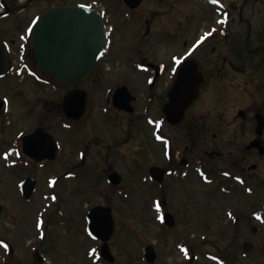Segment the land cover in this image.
Instances as JSON below:
<instances>
[{"label":"flooded vegetation","instance_id":"af4514ba","mask_svg":"<svg viewBox=\"0 0 264 264\" xmlns=\"http://www.w3.org/2000/svg\"><path fill=\"white\" fill-rule=\"evenodd\" d=\"M64 6L97 11L107 28L93 70L74 83L56 82L39 73L29 40V27L37 18ZM2 21L0 44L5 47V65L12 68L10 81L18 77L17 83L28 78L38 87L55 85L59 94L63 86L70 88L58 99L56 133L40 123L8 136L10 125L17 126L20 116L9 119L12 104L2 99L0 160L20 174L56 164V189L79 178L90 182L85 192L104 201L93 207L108 208L114 220L108 242L113 261L101 259L102 244L91 238L95 247L90 264H115L112 245L123 234L118 210L125 212L127 205L112 208L113 195L120 202L140 198L145 187L149 203L141 206L140 213L146 210L153 215L157 237L163 236L166 243L176 241L174 251L182 259L176 264L195 259L210 264H264V0H0ZM134 23L140 29L137 35L130 29ZM22 25L16 43L12 37ZM196 25L191 40L179 43L181 53L163 51L168 57L158 61L144 52L156 44L158 34L167 33L178 41ZM125 33L131 40L123 44ZM15 69L24 74L13 77ZM179 78L190 88L198 86L189 103L188 92L173 93L175 99L184 100L182 112H177V102L169 104ZM11 84L7 90L12 91ZM80 89L87 95L84 112L80 96L69 101L72 110L65 112V97ZM13 91L19 94L18 87ZM92 91L96 95L89 103L87 93ZM31 106L45 109L46 103L37 96ZM40 111L42 116L46 109ZM21 115L28 117L25 112ZM41 131L53 136L54 145ZM145 152L146 161L140 166L134 163ZM126 157L134 160L130 170L139 168L136 177L126 176L118 165ZM152 168L159 169L155 179ZM27 178L32 177L21 179L19 185ZM133 178L134 190L129 186ZM186 180H198L203 201L212 203L211 213L216 211L218 219L215 236L212 225L209 231L189 233L188 224L181 222L187 214L174 203L168 205V197H177V186H187ZM165 214L173 216L171 226L163 221ZM197 215L208 221L207 213ZM194 237L195 243L190 242ZM212 240L218 243L216 249ZM147 246L154 249L153 264H157L164 253L142 244L144 262Z\"/></svg>","mask_w":264,"mask_h":264},{"label":"rangeland","instance_id":"374dc122","mask_svg":"<svg viewBox=\"0 0 264 264\" xmlns=\"http://www.w3.org/2000/svg\"><path fill=\"white\" fill-rule=\"evenodd\" d=\"M4 23V21L0 22V28ZM137 25V23H134L130 27L131 31L136 35L140 31ZM23 27V25L16 27L17 33L12 37L16 43L21 39L18 35L23 32ZM197 30L196 25V28L191 33L186 32L181 34L179 40L182 39L183 41H172L167 33L163 35L158 34L156 44L145 49L144 52H147L149 56L158 61L168 57L167 54L163 55V51L170 54L181 53L182 47L179 43L189 42ZM130 36V34H124L123 44L130 42ZM17 71L18 69H15L13 77L18 75ZM113 74L114 71L111 72V75ZM120 76L121 73L117 74L118 80ZM17 79L18 77L13 78L11 81L10 78L0 80V97L8 99L12 104L11 110L14 111L7 114L9 119L13 118V115L20 116L15 121L17 126H12L11 124V130L8 131L7 135L11 136L15 132H18V130L26 129L30 126L33 128L40 123H43L47 128L56 133L58 126L56 125L55 112L60 109L58 99L60 101L63 93L70 86H63L64 88L62 89L64 91L59 94L57 91L54 92L55 85L38 87L28 78H20L19 80L21 81H18V83ZM11 82L12 91L6 89ZM14 87H18L19 94L14 93ZM87 94L89 98L88 102L90 103L96 92L92 91L91 95ZM37 96L40 99H44L46 103V111L42 116V112L38 111L45 110L44 108H35V106L32 108L31 106L37 99ZM21 112H25L28 117L23 118L24 115L22 116ZM209 141L211 142V140ZM211 149H214V147H209V150ZM133 161L126 157L124 163L118 164L123 168L126 176L136 177L137 173L140 172L139 168L132 171L130 170L131 167H128ZM143 161H146V152L141 154L139 159H136L134 163L137 162L136 164L140 166ZM3 164L0 160V205L3 209L0 215V238L10 242L12 247H14V251L11 256H7L6 252L0 247V264L9 259L12 264H38L39 260L36 252L40 254L44 264H90L92 259L87 257L86 253L89 252V247H95V243L89 235L84 234L83 215L87 209H91L96 204H102L104 201L94 194L90 196V194L85 192L88 189L86 182L89 181L79 178L66 187L61 186L56 189L52 187L57 178V172L55 171L57 168L56 164L43 170H27L23 174L16 171L15 173L11 164V168L9 169H5ZM29 176L38 182L37 191L30 199L24 200L20 197L17 185L21 179ZM197 181H183V183L187 182V186H177L179 188L177 197H168L167 203L168 205L174 203L171 204L172 206L176 204L182 209V213L187 214V216L181 218L183 219L181 222L188 224L189 228L187 230L189 233H194V231L200 232L201 229L205 228H209L206 229L209 231L210 225H212L214 229L211 235L215 236L218 221L216 217L217 213L216 211L211 213L212 203L210 201H203L205 198L201 193L203 187ZM129 186L134 190L137 186L136 179L130 180ZM140 187L143 188V186ZM56 190L58 196L56 195ZM144 195V197L140 198L138 196L129 197L123 202H120L113 195L112 208L118 205H127L125 212H119L118 210V226L123 234L119 233L118 237H121V240L117 239L118 241L112 245L115 246L114 252L117 257L115 264H145L142 260L141 245L146 243L156 246L164 253L157 264H176V259L182 260L181 256H178L174 251L176 241L171 240V243H166L163 236L157 237V228L154 224L153 215L146 210L140 213L142 211L141 206H144V203H149L148 197H146V187ZM57 197H59L60 201ZM200 212L207 213L208 221H206L204 216L197 215ZM209 213L212 215L210 214L209 216ZM210 221L213 224H210ZM42 236L45 239L43 242L41 240ZM189 240L195 243L196 239L194 237ZM211 245L216 249L218 243L214 240ZM210 251H212V248H210ZM192 264L210 263L203 259H196L195 261L193 260Z\"/></svg>","mask_w":264,"mask_h":264},{"label":"water","instance_id":"95a60500","mask_svg":"<svg viewBox=\"0 0 264 264\" xmlns=\"http://www.w3.org/2000/svg\"><path fill=\"white\" fill-rule=\"evenodd\" d=\"M105 37L100 16L95 11L82 7L50 9L30 29V43L39 71L55 80L70 83L78 81L92 70L94 58L100 54ZM4 61L3 48L0 47V76L6 73ZM184 82L182 78L179 79L174 91L180 92L186 85ZM186 86L183 93H189V103L194 99L198 86L193 85L191 88L188 86L187 89ZM81 98L80 110L82 111L84 96ZM68 100L67 96L65 103ZM176 102L179 103V101ZM170 103L172 100L169 97ZM183 104L184 100L177 105L178 112L183 111ZM102 216L110 219L109 211L101 208L92 211L89 228L96 237L106 240L109 236L101 233H104L107 227H112V224L111 222L103 223ZM102 253L106 254L104 250ZM103 256L107 258L106 255ZM151 260L150 255L149 261Z\"/></svg>","mask_w":264,"mask_h":264}]
</instances>
